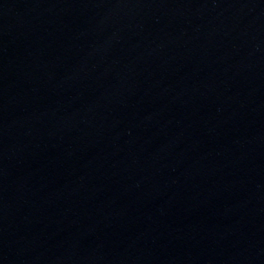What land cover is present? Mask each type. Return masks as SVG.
<instances>
[{"label":"water","instance_id":"95a60500","mask_svg":"<svg viewBox=\"0 0 264 264\" xmlns=\"http://www.w3.org/2000/svg\"><path fill=\"white\" fill-rule=\"evenodd\" d=\"M0 264H264V0H0Z\"/></svg>","mask_w":264,"mask_h":264}]
</instances>
